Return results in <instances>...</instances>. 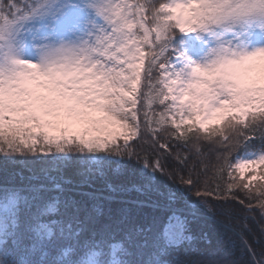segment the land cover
<instances>
[{
  "label": "snow or ice",
  "instance_id": "snow-or-ice-1",
  "mask_svg": "<svg viewBox=\"0 0 264 264\" xmlns=\"http://www.w3.org/2000/svg\"><path fill=\"white\" fill-rule=\"evenodd\" d=\"M138 137L143 183L106 194L96 177ZM201 139L245 149L224 189L183 154ZM0 157V264H264V0H0ZM158 172L189 187L124 198ZM201 214L219 239L196 258Z\"/></svg>",
  "mask_w": 264,
  "mask_h": 264
},
{
  "label": "trees",
  "instance_id": "trees-1",
  "mask_svg": "<svg viewBox=\"0 0 264 264\" xmlns=\"http://www.w3.org/2000/svg\"><path fill=\"white\" fill-rule=\"evenodd\" d=\"M154 107L158 108V106H154ZM141 119H143L142 116ZM160 135L163 136V133H161ZM249 135L251 136V139L255 141L256 149L261 147L260 142L257 140L256 135H252L251 133ZM147 139L150 141L151 137L147 136ZM216 139L218 140L219 138ZM161 142H163V140H161ZM224 143L227 144V141H225ZM132 144L136 146L138 155L132 158H129L127 155H124L123 157L119 158L120 160L127 162L126 167L122 169L117 168V165L113 163L111 167L106 171V174L104 176L96 177L95 179L96 186L104 188L106 194L108 191L107 184L109 183H111L113 186L125 185L128 187H131L133 184L139 186L143 183L142 180L140 179V170L144 166L143 157L145 155V150L149 148V145L144 144L143 140H141L139 137L135 139L132 142ZM197 146L199 147L198 153L196 152L195 148H193L190 152L188 148L183 149V154H188L191 157L189 160V164L195 165V171L197 173H200L202 168L204 169V172L201 173L200 178L201 180H203L205 176L209 178L208 186L210 190L216 188V183H219L220 188L224 189L226 186L225 182L229 181V177L227 175L228 169H225V171L221 174L220 177L216 175V170L221 164H223L224 156L228 155V149L216 143L215 140L206 141L201 139L197 141ZM256 149H250V150H256ZM244 151L245 149L243 147L232 150L230 155H228V160L231 163H235L236 158L238 156H242ZM152 155L154 157V153ZM0 159H3V157H0ZM148 171H151V169H148ZM156 175L160 179V181H162V183L158 186L159 188L158 191L144 193L142 191L137 192L133 190L131 192L124 193L123 194L124 198L134 199V200H152V201H156L158 204L163 205L166 203L165 197L173 189H175L176 187H182V188L189 187L187 185L182 184L180 176H169L167 175L166 172L165 173L158 172ZM181 175H183L185 179L187 178L186 173H182ZM234 175H237L238 178V174L234 173ZM66 176L72 178L73 172L69 170L66 173ZM213 181H215L216 183H214ZM256 183H259V181ZM85 190H90V189H85ZM236 191L239 194L240 199H244L243 205L239 203V200L234 201V205L241 212V218L243 219L244 217H248L249 219H251V217L255 216L257 220H261L259 209L256 207V200L253 199L251 201L254 211L248 212L247 205L249 201L245 196V192H242L239 189H237ZM186 195L193 202L199 199L195 195V189L191 192L186 193ZM207 199L209 201H213L215 199V196H209ZM119 206L120 205L117 202H113L111 205L112 208H117ZM178 206H182V205H178ZM146 211H150V210L146 209ZM154 214L158 220L162 221L166 217L167 211L166 209L161 208L156 210ZM253 226L256 229L259 236V225L253 224ZM204 233H207V239L205 240L204 238H200L195 243V247L198 250L197 253L195 254L196 258H200L199 254L201 252L209 256L211 253L215 252L217 249V241L219 239V229L217 228L215 223L212 220L206 219L204 215L201 214L199 216V219L193 225V234L198 237H202ZM246 239L251 240V237L246 236ZM261 247H264V244L261 243L255 244L254 250L257 251L258 254L257 258H259V250ZM246 258L250 259V256Z\"/></svg>",
  "mask_w": 264,
  "mask_h": 264
},
{
  "label": "rangeland",
  "instance_id": "rangeland-1",
  "mask_svg": "<svg viewBox=\"0 0 264 264\" xmlns=\"http://www.w3.org/2000/svg\"><path fill=\"white\" fill-rule=\"evenodd\" d=\"M133 141H134V140H133ZM133 141H131V143H132ZM257 171H259V169H258ZM249 175H251V172L246 170V172H245V177L247 178V176H249ZM256 182H258V181H254L253 183L255 184Z\"/></svg>",
  "mask_w": 264,
  "mask_h": 264
}]
</instances>
